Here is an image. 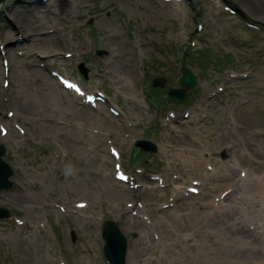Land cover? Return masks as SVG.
<instances>
[{"label":"rangeland","instance_id":"374dc122","mask_svg":"<svg viewBox=\"0 0 264 264\" xmlns=\"http://www.w3.org/2000/svg\"><path fill=\"white\" fill-rule=\"evenodd\" d=\"M183 67L197 84L176 104L168 91L181 88ZM57 73L107 102L84 104ZM0 126L14 171L0 192L11 213L0 220V264H108L107 221L128 240L126 264H206L182 257L197 239L223 257L222 238L200 225L240 215L211 205L244 191L231 186L244 172L264 184V0H0ZM139 140L157 152L143 154ZM191 147L208 163L197 174H186ZM230 162L233 178L218 181L215 164ZM120 166L136 182L117 179ZM244 203L242 219L257 220ZM190 211L200 224L180 231L176 212Z\"/></svg>","mask_w":264,"mask_h":264},{"label":"bare ground","instance_id":"6f19581e","mask_svg":"<svg viewBox=\"0 0 264 264\" xmlns=\"http://www.w3.org/2000/svg\"><path fill=\"white\" fill-rule=\"evenodd\" d=\"M49 9V8H48ZM16 21V31L18 34H22L25 32V26L22 25L19 21ZM54 35V33H50L49 35H46L45 37H50L47 38L52 39L51 36ZM12 38H14L15 34L11 35ZM38 36H34L33 38H30L28 36L26 39L27 41H36ZM29 39V40H28ZM115 57H120L119 55H116L115 53L110 55V60ZM51 83L53 84L55 81L53 79H49ZM124 87V86H123ZM75 98H79L75 96ZM14 138L19 140L20 136L18 134H14ZM197 147V143H193ZM194 146V147H195ZM165 152L167 154L172 153L174 151V148L172 149L171 146L166 143L164 144ZM191 150H187V154L192 156L190 160L188 161V167L190 170L186 172V174H197L201 172V168L205 167L208 165V163L205 161L204 157L205 154L202 151H195L193 147H191ZM216 168H214V175H217L219 177L218 181L224 180L223 181H228L233 178L232 176V171L238 169V164L236 162H230L228 164H225L222 166H218L219 164H215ZM221 165V164H220ZM223 172V174H221ZM243 172V170H241ZM213 175V174H212ZM248 178L246 180V173L244 172L242 176L238 179V181L233 182L231 185L233 188L237 186V188H241L242 185L245 184L244 191H239L237 193V196L234 197V200L231 201V203H228L225 205L222 201L221 196L215 198V203L214 205H211L214 208L218 209V212L222 211H229L230 208H233L237 210V214L240 215V218L238 217H232V219L228 218V215L230 214H220L221 216L212 219L211 221H206L207 224H201L200 226H205L206 227L203 229L204 232L207 234L211 235H218L222 238V245L224 247L222 252H224V256L221 257V252H219V258H215L213 255L214 252H210L208 250H204L203 245L200 243V240H196L195 248H188L189 250L188 254L185 252L182 257H185L189 261H193L194 263H201V262H206V264H212L213 262L218 263V264H264V184L262 182H259L260 178H255L254 176H250L248 174ZM223 176V178H222ZM258 182L257 188L249 189L246 185L250 183L251 181ZM234 191V190H233ZM191 194V193H190ZM205 198H209L208 194L204 193L203 194ZM180 195L176 196L177 197ZM231 195L229 194V198ZM247 199L248 201L251 202V204H254V209L250 213L255 214L257 213V220L255 216H250L248 218L242 219V217L246 216V211H242V209L245 207L244 200ZM183 200V198H181ZM19 203L23 204L22 201ZM199 206V205H198ZM172 207V206H171ZM175 210L180 209V205H174L173 208ZM200 207H204L205 209H208V204H200ZM210 207V205H209ZM228 207V208H224ZM237 207V208H236ZM164 209H170V208H164ZM231 209V210H233ZM217 211V210H216ZM250 211V210H249ZM180 212V211H179ZM179 212H176V216L180 218L179 220L176 219L177 223L180 225V231L183 230H189L191 228V224H193L195 227L197 224H200V219H194L192 217L193 213L190 211L187 215H182L178 214ZM140 213L143 214L142 210H140ZM211 213H209L210 215ZM246 214V215H245ZM137 217V216H136ZM184 217V218H183ZM195 217V216H194ZM183 220L181 221V219ZM138 219H136L134 222L136 223ZM184 222V224H183ZM139 223H142L144 226H146L141 220ZM182 223V224H181ZM212 224L213 228L209 226ZM192 236L197 237V233L199 232V229L196 228L194 230H191ZM186 234V233H185ZM185 240L188 241L190 237L188 235H185ZM220 239H218L216 242H214L213 246L215 247ZM171 246H175V243L168 244V248ZM210 252V253H209ZM180 260V259H179Z\"/></svg>","mask_w":264,"mask_h":264},{"label":"water","instance_id":"95a60500","mask_svg":"<svg viewBox=\"0 0 264 264\" xmlns=\"http://www.w3.org/2000/svg\"><path fill=\"white\" fill-rule=\"evenodd\" d=\"M183 77L181 79L182 90L171 89L170 95L175 99L177 103L183 102L186 100V90L193 89L196 86L197 79L196 77L187 69L182 70ZM159 83H156L155 86L163 87L165 81L158 79ZM137 146L143 148L147 151L156 152L157 148L149 141H139ZM5 150L3 147H0V190L10 189L12 183L9 179L13 175L11 167L4 161L3 156ZM8 211L0 209V218L8 217ZM104 239L106 240V245L104 247V253L111 264H125L126 254H127V241L117 224L114 222H107L103 231Z\"/></svg>","mask_w":264,"mask_h":264}]
</instances>
